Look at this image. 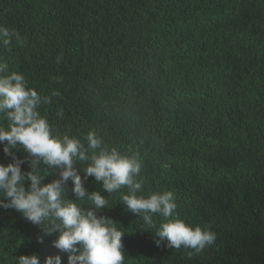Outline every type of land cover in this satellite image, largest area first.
Listing matches in <instances>:
<instances>
[{
	"label": "trees",
	"instance_id": "1",
	"mask_svg": "<svg viewBox=\"0 0 264 264\" xmlns=\"http://www.w3.org/2000/svg\"><path fill=\"white\" fill-rule=\"evenodd\" d=\"M0 24L20 32L0 55L51 97L39 111L54 135L87 145L95 131L138 156L145 194L173 191L182 217L218 233L191 261L157 247L119 202L125 187L101 210L126 229L125 264H264V0H0ZM55 238L0 208V264L43 261Z\"/></svg>",
	"mask_w": 264,
	"mask_h": 264
},
{
	"label": "clouds",
	"instance_id": "2",
	"mask_svg": "<svg viewBox=\"0 0 264 264\" xmlns=\"http://www.w3.org/2000/svg\"><path fill=\"white\" fill-rule=\"evenodd\" d=\"M20 40L15 27L0 24V51H11ZM58 94L53 91L51 96ZM42 103H51V97H42L24 73L12 69L0 55V150L9 158L8 163H0V208L19 212L45 235H56L51 241L56 254L43 261L35 253L20 255L16 264H62L61 254L67 255V264H125L126 229L101 214L113 206L108 197L125 187L127 194L119 202L143 221V229L152 230L157 247L174 249L191 261L216 246L217 231L210 224H194L182 217L173 191L145 194L138 156L105 146L95 131L87 134V145L74 136L54 135L39 111ZM21 151L26 155L18 156ZM80 164L85 165L83 176ZM52 169L56 177L45 183ZM89 177L99 190L88 191ZM69 180L75 200L67 197ZM37 242L44 243V237H37Z\"/></svg>",
	"mask_w": 264,
	"mask_h": 264
}]
</instances>
